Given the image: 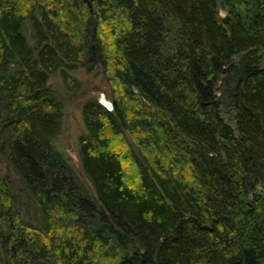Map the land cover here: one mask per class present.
<instances>
[{
  "label": "trees",
  "instance_id": "obj_1",
  "mask_svg": "<svg viewBox=\"0 0 264 264\" xmlns=\"http://www.w3.org/2000/svg\"><path fill=\"white\" fill-rule=\"evenodd\" d=\"M218 2L0 0V264H264V0ZM95 67L92 194L48 82Z\"/></svg>",
  "mask_w": 264,
  "mask_h": 264
},
{
  "label": "rangeland",
  "instance_id": "obj_2",
  "mask_svg": "<svg viewBox=\"0 0 264 264\" xmlns=\"http://www.w3.org/2000/svg\"><path fill=\"white\" fill-rule=\"evenodd\" d=\"M220 5L221 2L219 0L218 12L223 16L224 11ZM27 35H29V33ZM28 39L30 44H32V40L29 37ZM93 56L95 58V50ZM71 75H73L80 82L78 91L72 93L66 90L64 85L61 83L59 76L51 77L48 82L50 89L64 104L61 127L55 139V146L60 152H62L68 163H70L75 169L78 176L87 186L89 191L94 194L91 184L83 175L79 156V136L85 133V128L81 117V105L83 101L88 98H95L98 101L100 93H103L108 99L112 101L111 90L108 84L104 81L99 67H95L91 73H87L85 69L78 68L76 71L72 72ZM40 96V92L37 93V97ZM222 116L228 124L233 125L235 123L232 119V111L222 108ZM6 166L7 164L0 161V170L2 173L5 171V169L7 170ZM9 174L11 181H15L16 177L14 176V173Z\"/></svg>",
  "mask_w": 264,
  "mask_h": 264
},
{
  "label": "water",
  "instance_id": "obj_3",
  "mask_svg": "<svg viewBox=\"0 0 264 264\" xmlns=\"http://www.w3.org/2000/svg\"><path fill=\"white\" fill-rule=\"evenodd\" d=\"M92 51L94 54V47L93 46H92ZM98 101L101 105H103L106 108V110L113 111V109H114L113 102L110 99L106 98L103 93L99 94Z\"/></svg>",
  "mask_w": 264,
  "mask_h": 264
},
{
  "label": "bare ground",
  "instance_id": "obj_4",
  "mask_svg": "<svg viewBox=\"0 0 264 264\" xmlns=\"http://www.w3.org/2000/svg\"><path fill=\"white\" fill-rule=\"evenodd\" d=\"M37 93H39V90H37L36 92H35V96L37 97ZM106 97V96H105ZM107 98V97H106ZM98 103H99V101H98ZM100 104V103H99Z\"/></svg>",
  "mask_w": 264,
  "mask_h": 264
}]
</instances>
